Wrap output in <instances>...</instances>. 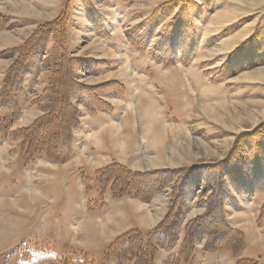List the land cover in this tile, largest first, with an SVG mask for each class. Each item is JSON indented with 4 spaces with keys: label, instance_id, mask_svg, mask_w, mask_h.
<instances>
[{
    "label": "rangeland",
    "instance_id": "374dc122",
    "mask_svg": "<svg viewBox=\"0 0 264 264\" xmlns=\"http://www.w3.org/2000/svg\"><path fill=\"white\" fill-rule=\"evenodd\" d=\"M84 1L87 4L71 5L66 36L69 52L78 58L79 81L97 85L114 80L122 85L123 95H105L116 107L114 118L125 126L121 159L131 170H160L166 183L148 200L114 197L109 188L101 192L95 181L94 172L104 160L54 162L38 154L27 161L19 149L21 138L0 134V264L41 257L40 263L31 264H120L104 256L108 244L131 229L156 227L177 190L179 170L197 168L187 179L183 198L188 204L182 200L188 208L181 215L180 242L185 223L194 218L186 216L187 211L205 209L198 204L206 199L203 187L218 188L214 172L204 173L207 181L198 183L200 171L224 159L240 133L264 121V61L242 66L250 59L246 54L231 59L255 31L264 48V0H213L194 20L197 46L186 64L174 59L181 46L178 35L171 37L167 31L177 8L161 14L169 0ZM63 2L0 0V12L8 19L0 27V83L12 61L5 52L20 45L39 23L57 16ZM230 59L231 68L234 62L241 66L224 80L212 81ZM47 77L43 70L13 129L27 126L43 112L33 99L45 88ZM235 174L227 220L246 238L241 256L264 264V173L250 179ZM18 247L25 256L6 259ZM157 258L158 253L154 264ZM234 263L226 251L208 260L199 256L198 261Z\"/></svg>",
    "mask_w": 264,
    "mask_h": 264
},
{
    "label": "trees",
    "instance_id": "16d2710c",
    "mask_svg": "<svg viewBox=\"0 0 264 264\" xmlns=\"http://www.w3.org/2000/svg\"><path fill=\"white\" fill-rule=\"evenodd\" d=\"M81 1L87 4L84 0H64L57 16L39 23L20 45L5 52L7 58H12V61L0 83V134L20 137L19 149L25 154L27 161H32L38 154H44L54 162L70 159L73 155V131L79 124L80 108L88 114H96L99 111L112 112L113 106L105 100V95L124 94L122 85L114 80L97 85H86L79 81L76 68L78 58L69 52L66 36L71 5ZM212 5L213 0L165 2L162 15L169 9L177 8V13L167 30L171 31L172 34H168L171 37L178 35L176 42L181 46V51L174 53V59L185 64L189 61L198 40L194 20L202 17ZM85 9L88 13L94 12L87 5ZM95 16L99 20L98 15ZM7 21V17L0 12V27ZM258 37L260 35L255 31L253 36L237 46L231 54V59L237 55L240 56L239 59L249 56L250 59L247 63L243 62L242 66L264 61V57H261L264 48ZM253 57H257V61L252 60ZM231 59L222 64L220 71L211 77L212 81L224 80L229 72L233 69L236 71L241 66L234 62L231 68ZM43 70L48 72L46 86L33 99L43 112L27 126L13 129V122L21 114L23 106L30 101L29 95ZM195 172L197 168L180 169L177 174L178 178L180 176L179 185L174 188L177 190L170 197L168 211L162 221L150 230L131 229L115 237L106 248V259L115 258L120 264H154L158 251L164 249L173 250L166 257V264H191L195 257L196 244L204 240L203 252L226 251L235 258L234 264H261L258 258L241 256L246 238L241 230L229 225L226 206L235 184L234 178H231L233 174L250 179L264 173V121L252 130L240 133L224 159L197 173L199 183L207 181L204 173L208 172L210 175L214 172L218 188L212 185L203 187L202 191L207 194L206 199L204 203L198 204L205 209L185 223L184 236L179 242L181 215L188 208V200H184L183 196L185 197L187 190V179ZM94 175L101 192L109 188L114 197L133 195L148 200L158 190L163 189L166 183L160 170H131L117 162L97 169ZM147 182L154 185L148 188L145 186ZM19 249H14L6 259L24 257ZM41 261L42 257L39 261L30 258L24 262L19 259L21 264ZM68 262L64 261L63 264H69Z\"/></svg>",
    "mask_w": 264,
    "mask_h": 264
},
{
    "label": "crops",
    "instance_id": "0c3cea01",
    "mask_svg": "<svg viewBox=\"0 0 264 264\" xmlns=\"http://www.w3.org/2000/svg\"><path fill=\"white\" fill-rule=\"evenodd\" d=\"M115 111V106L112 112L99 111L96 114H88L84 109L80 111L82 113L79 116V124L73 131V155L70 159L80 161L83 158H89L97 160V162L101 159L104 160L103 163H99L96 169L112 162H117L131 168L124 162L123 158L121 159V156H123L121 155V151L124 149L121 146L120 140L125 138L124 136L126 135L124 134L126 130L123 121L114 118ZM141 148L145 149V147ZM191 209L185 214L186 216L190 215L189 218L202 213L201 209L200 211L199 209L197 211ZM227 219L229 220L228 215ZM199 243V245L196 244L197 248L193 264H198L199 256L204 260H208L217 254L203 252V243L202 241ZM171 252L173 250L161 249L158 252L156 264H165L164 260Z\"/></svg>",
    "mask_w": 264,
    "mask_h": 264
}]
</instances>
